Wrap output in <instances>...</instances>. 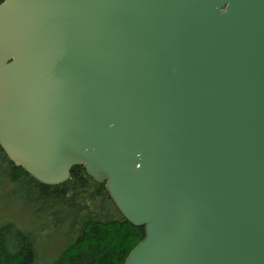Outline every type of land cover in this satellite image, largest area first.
<instances>
[{
	"label": "water",
	"instance_id": "water-1",
	"mask_svg": "<svg viewBox=\"0 0 264 264\" xmlns=\"http://www.w3.org/2000/svg\"><path fill=\"white\" fill-rule=\"evenodd\" d=\"M0 147L105 184L125 264H264V0H0Z\"/></svg>",
	"mask_w": 264,
	"mask_h": 264
},
{
	"label": "trees",
	"instance_id": "trees-1",
	"mask_svg": "<svg viewBox=\"0 0 264 264\" xmlns=\"http://www.w3.org/2000/svg\"><path fill=\"white\" fill-rule=\"evenodd\" d=\"M0 191L13 203L39 204L46 212L71 210L77 216L70 241L50 264H125L144 240L145 227L130 224L111 200L105 184L91 179L82 166L71 169L61 186H45L16 167L0 147ZM36 205L35 208H37ZM59 247V246H58ZM53 251L45 252L50 256ZM34 240L14 224L0 228V264H37Z\"/></svg>",
	"mask_w": 264,
	"mask_h": 264
},
{
	"label": "rangeland",
	"instance_id": "rangeland-1",
	"mask_svg": "<svg viewBox=\"0 0 264 264\" xmlns=\"http://www.w3.org/2000/svg\"><path fill=\"white\" fill-rule=\"evenodd\" d=\"M76 218L71 210L50 213L36 203L30 207L13 203L7 197V191H0V228L14 224L21 233L33 238L38 255L37 264H50L55 260L59 254L56 251L63 249L70 241L76 229ZM52 251L54 253L50 256H45V252Z\"/></svg>",
	"mask_w": 264,
	"mask_h": 264
}]
</instances>
